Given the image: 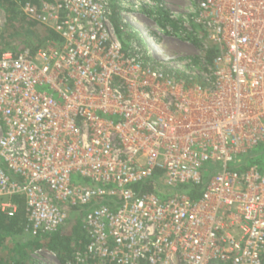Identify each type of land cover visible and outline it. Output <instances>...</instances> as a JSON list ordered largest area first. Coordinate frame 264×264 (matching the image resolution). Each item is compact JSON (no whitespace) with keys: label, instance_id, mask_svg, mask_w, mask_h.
Listing matches in <instances>:
<instances>
[{"label":"built area","instance_id":"obj_1","mask_svg":"<svg viewBox=\"0 0 264 264\" xmlns=\"http://www.w3.org/2000/svg\"><path fill=\"white\" fill-rule=\"evenodd\" d=\"M158 9L18 7L59 41L0 52V213L12 218L22 197L27 237L69 229L75 213L85 244L68 264H264V171L248 166L264 144V0H190L187 17L169 14L201 42L181 65L156 46L178 34ZM125 26L139 40L124 43ZM209 44L204 85L187 86L177 74H198L192 59Z\"/></svg>","mask_w":264,"mask_h":264},{"label":"trees","instance_id":"obj_2","mask_svg":"<svg viewBox=\"0 0 264 264\" xmlns=\"http://www.w3.org/2000/svg\"><path fill=\"white\" fill-rule=\"evenodd\" d=\"M25 0H0V6L4 9L8 17L7 31L0 35V52L11 51L13 53H20L28 50L34 54L38 49L45 46L52 41H59V37L51 30L28 21L26 18L20 17L18 7L23 4ZM157 21L159 26L166 30L167 27L177 32V22L170 19L163 9L156 10ZM115 27L118 29L121 25L117 18H114ZM121 39V38H120ZM197 47L201 46V42L197 39L188 37ZM125 46V45H124ZM218 55V49L215 45L209 44L206 50L202 53V62L199 58H193L192 63L198 67L196 75L190 77L177 74V78L183 79L187 86L197 84L203 86L202 73L207 72L205 66H211L212 61ZM150 60V56L145 57V61ZM258 149V150H257ZM256 151V155L254 152ZM248 166H253L257 171L264 170V144L257 146L248 159ZM243 168V167H242ZM263 169V170H262ZM198 194L192 193L191 199H196ZM17 203L16 214L12 218H7L0 213V251L7 242L13 245V254L7 253L6 256L0 254V264H36L34 260L29 259L27 251H37L43 248L53 251L59 255V260L64 264L76 248H82L85 244L84 235L82 233L79 220L75 213H70V217L74 219L73 224L67 232H57L49 235H39L36 237H27L21 240L24 236L23 229L26 224V212L24 199L16 197ZM72 244L75 246L72 247Z\"/></svg>","mask_w":264,"mask_h":264},{"label":"rangeland","instance_id":"obj_3","mask_svg":"<svg viewBox=\"0 0 264 264\" xmlns=\"http://www.w3.org/2000/svg\"><path fill=\"white\" fill-rule=\"evenodd\" d=\"M158 1L162 3V9L167 14H170L171 16H175L179 20L184 17H187L190 0H158ZM142 15L148 18L152 16L150 11H144ZM0 20H1L0 22V35H1L2 32L7 31V22H8L7 14L5 13L4 9L1 6H0ZM177 28H178V32H177L178 34L174 39L157 40L156 46L158 47V50H161L162 52L161 54L168 55L169 57L173 58L175 63L181 65V63H183L187 57L191 56L194 53L191 49H189L190 46L187 37L183 35V33H180L182 32V30L178 24H177ZM125 29L126 30L124 32L120 33V38L124 41V43H130V41L139 40L138 33H136L132 27L125 26ZM148 41H150V39ZM254 155H256V151L254 152ZM74 181L76 183H80V184L82 183V181L78 179H75ZM67 228L68 226L64 229V232L68 231ZM26 238L27 236L24 235L23 237H21V240H25ZM74 246L75 245L72 244V247ZM12 251H13L12 243L7 242L0 251V254L2 256H6L7 253L10 252L13 254ZM27 253L29 255V259L34 260L36 264H62L59 260V255L53 251H49L46 248L37 251H27ZM72 253H70L69 257L65 259L64 264H68V262L72 257Z\"/></svg>","mask_w":264,"mask_h":264}]
</instances>
